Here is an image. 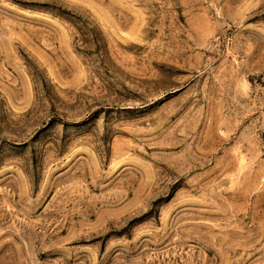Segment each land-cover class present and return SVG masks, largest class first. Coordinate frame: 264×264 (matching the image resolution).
<instances>
[{"label": "rangeland", "instance_id": "rangeland-1", "mask_svg": "<svg viewBox=\"0 0 264 264\" xmlns=\"http://www.w3.org/2000/svg\"><path fill=\"white\" fill-rule=\"evenodd\" d=\"M0 264H264V0H0Z\"/></svg>", "mask_w": 264, "mask_h": 264}]
</instances>
